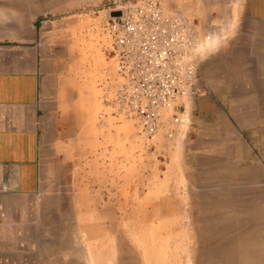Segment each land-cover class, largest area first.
Returning <instances> with one entry per match:
<instances>
[{
  "label": "rangeland",
  "instance_id": "obj_1",
  "mask_svg": "<svg viewBox=\"0 0 264 264\" xmlns=\"http://www.w3.org/2000/svg\"><path fill=\"white\" fill-rule=\"evenodd\" d=\"M117 2L0 0L14 32L44 41L48 84L62 101L46 135V263L264 264V137L235 117L244 103L203 113L197 100L211 95L203 64L217 57L229 68L231 42L261 28L245 0H211L213 16L195 17L212 35L203 90L149 136L110 102L106 23ZM233 48L245 63V41Z\"/></svg>",
  "mask_w": 264,
  "mask_h": 264
},
{
  "label": "crops",
  "instance_id": "obj_2",
  "mask_svg": "<svg viewBox=\"0 0 264 264\" xmlns=\"http://www.w3.org/2000/svg\"><path fill=\"white\" fill-rule=\"evenodd\" d=\"M167 1V6L177 3L201 22L213 16L211 0ZM245 5L248 19L261 30L247 29L244 37L231 42L229 68L217 57L203 64L201 85H208L211 95L201 94L197 100L203 113H209V106L220 109L221 101L244 103L234 107L235 117L246 120L253 137H264V0H245ZM244 41L247 58L241 63L233 47ZM46 58L39 35L14 32L12 21L0 15V264L51 261L43 250L42 202L50 165L46 135L51 117L58 119L62 101L48 84Z\"/></svg>",
  "mask_w": 264,
  "mask_h": 264
},
{
  "label": "built area",
  "instance_id": "obj_3",
  "mask_svg": "<svg viewBox=\"0 0 264 264\" xmlns=\"http://www.w3.org/2000/svg\"><path fill=\"white\" fill-rule=\"evenodd\" d=\"M106 32L113 110L154 136L166 119L182 117L185 101L203 90L199 71L205 40L212 35L180 7L159 0H118Z\"/></svg>",
  "mask_w": 264,
  "mask_h": 264
},
{
  "label": "bare ground",
  "instance_id": "obj_4",
  "mask_svg": "<svg viewBox=\"0 0 264 264\" xmlns=\"http://www.w3.org/2000/svg\"><path fill=\"white\" fill-rule=\"evenodd\" d=\"M212 39V38H211ZM208 40V39H207ZM210 41V40H209Z\"/></svg>",
  "mask_w": 264,
  "mask_h": 264
}]
</instances>
